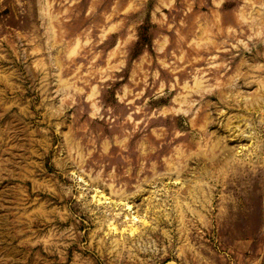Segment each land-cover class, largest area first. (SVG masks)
<instances>
[{
	"label": "rangeland",
	"instance_id": "rangeland-1",
	"mask_svg": "<svg viewBox=\"0 0 264 264\" xmlns=\"http://www.w3.org/2000/svg\"><path fill=\"white\" fill-rule=\"evenodd\" d=\"M0 264H264V0H0Z\"/></svg>",
	"mask_w": 264,
	"mask_h": 264
}]
</instances>
